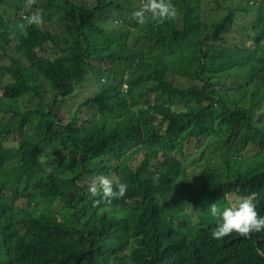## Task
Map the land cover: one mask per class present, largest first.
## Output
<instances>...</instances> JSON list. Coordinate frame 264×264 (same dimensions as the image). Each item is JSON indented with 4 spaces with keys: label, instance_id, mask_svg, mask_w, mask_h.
Here are the masks:
<instances>
[{
    "label": "clouds",
    "instance_id": "9594fccd",
    "mask_svg": "<svg viewBox=\"0 0 264 264\" xmlns=\"http://www.w3.org/2000/svg\"><path fill=\"white\" fill-rule=\"evenodd\" d=\"M0 93V264H264V0H0Z\"/></svg>",
    "mask_w": 264,
    "mask_h": 264
},
{
    "label": "trees",
    "instance_id": "16d2710c",
    "mask_svg": "<svg viewBox=\"0 0 264 264\" xmlns=\"http://www.w3.org/2000/svg\"><path fill=\"white\" fill-rule=\"evenodd\" d=\"M109 2H117L121 0H108ZM37 8L45 10V5L34 4L31 7H25L28 11H35ZM47 57L53 58L50 52H47ZM54 62V59H52ZM167 78L170 82L180 81L183 78V72L167 65L163 67ZM59 74V70L55 66L43 71L44 85L42 88H51L54 80ZM7 95L0 93V163L7 167L8 170L12 168L29 169L34 162L42 158L41 143L38 133L34 130L22 131L15 139L8 137L7 128H15L19 120V112L17 105ZM178 97V95H177ZM176 111L186 115H191L189 109H183V103L177 102ZM25 119L31 120V114H25ZM255 156L252 163H255ZM2 170V169H1ZM209 255V251H205V257Z\"/></svg>",
    "mask_w": 264,
    "mask_h": 264
},
{
    "label": "bare ground",
    "instance_id": "6f19581e",
    "mask_svg": "<svg viewBox=\"0 0 264 264\" xmlns=\"http://www.w3.org/2000/svg\"><path fill=\"white\" fill-rule=\"evenodd\" d=\"M8 7H10L12 5V2L14 0H2Z\"/></svg>",
    "mask_w": 264,
    "mask_h": 264
}]
</instances>
